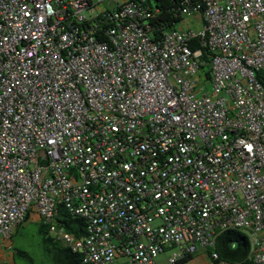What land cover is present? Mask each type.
<instances>
[{"label": "built area", "instance_id": "1", "mask_svg": "<svg viewBox=\"0 0 264 264\" xmlns=\"http://www.w3.org/2000/svg\"><path fill=\"white\" fill-rule=\"evenodd\" d=\"M177 11L198 27L147 0H0V240L35 210L88 264L216 261L227 229L264 264V0Z\"/></svg>", "mask_w": 264, "mask_h": 264}, {"label": "trees", "instance_id": "2", "mask_svg": "<svg viewBox=\"0 0 264 264\" xmlns=\"http://www.w3.org/2000/svg\"><path fill=\"white\" fill-rule=\"evenodd\" d=\"M152 7L155 17L151 19L153 24L167 30L176 29L177 25L184 20V16L177 11L178 6L185 0H147ZM156 9L159 12L156 13ZM33 211V210H32ZM27 219L29 218L31 212ZM26 219V220H27ZM57 224L67 232L73 234L77 239L87 236V224L79 216L72 214L65 203H59ZM24 223L20 224L21 227ZM43 242L46 250L53 256L56 264H88L84 261V253L74 251L71 247L55 240L49 235V226L43 222ZM219 255V260L228 264H256L251 258V243L248 235L238 229H227L218 235L214 250ZM192 257V255L190 256ZM34 264V263H32Z\"/></svg>", "mask_w": 264, "mask_h": 264}, {"label": "rangeland", "instance_id": "3", "mask_svg": "<svg viewBox=\"0 0 264 264\" xmlns=\"http://www.w3.org/2000/svg\"><path fill=\"white\" fill-rule=\"evenodd\" d=\"M92 11L94 12V9H92ZM92 11L88 10L86 11V14L90 15ZM187 26L197 28L198 17H185L184 21L177 25V28L180 29ZM209 69V66H204L201 73L203 74L209 71ZM203 81L207 84V88L205 90L211 92L212 83L208 80L202 79V82ZM43 236V228L41 229V226L38 224L36 225L35 223H30L20 228L16 238L18 244H20V246L27 251L29 259H31L34 264H56L53 256L46 250L43 242ZM210 253L211 250L209 248H198V250L194 253L195 258L192 260V264H217L218 262L210 259Z\"/></svg>", "mask_w": 264, "mask_h": 264}, {"label": "crops", "instance_id": "4", "mask_svg": "<svg viewBox=\"0 0 264 264\" xmlns=\"http://www.w3.org/2000/svg\"><path fill=\"white\" fill-rule=\"evenodd\" d=\"M35 223L43 228V219L41 215L33 210L29 218L22 225H28ZM21 226V227H22ZM19 227L10 239L0 240V264H32V260L29 259L27 251L18 244L17 234L19 233ZM195 258L194 254L192 257H188L183 264H192V260ZM200 258V256H199ZM204 263V262H203Z\"/></svg>", "mask_w": 264, "mask_h": 264}]
</instances>
